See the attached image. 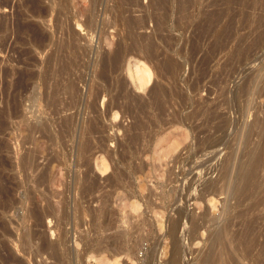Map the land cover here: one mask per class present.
Listing matches in <instances>:
<instances>
[{
	"label": "rangeland",
	"instance_id": "obj_1",
	"mask_svg": "<svg viewBox=\"0 0 264 264\" xmlns=\"http://www.w3.org/2000/svg\"><path fill=\"white\" fill-rule=\"evenodd\" d=\"M0 114V264H264V0H0Z\"/></svg>",
	"mask_w": 264,
	"mask_h": 264
},
{
	"label": "bare ground",
	"instance_id": "obj_2",
	"mask_svg": "<svg viewBox=\"0 0 264 264\" xmlns=\"http://www.w3.org/2000/svg\"><path fill=\"white\" fill-rule=\"evenodd\" d=\"M39 48V47H38ZM44 49V47H43ZM41 50H42V47H41ZM51 55V54H50ZM49 55V58L51 57ZM53 55V53H52ZM115 58V56H114ZM123 56H121L119 53H117V57L115 58V60H113L114 62L118 63V62H121ZM57 60V59H56ZM56 63V62H55ZM139 60L136 61V64H139ZM134 64L133 67H134V72L131 71V68L128 66V75H130V78L133 79V81L135 80V82L137 83V88H142L143 85L146 84L148 78H149V72H148V68L146 66V64H142V67H139L138 65ZM129 65V64H128ZM51 66V64H50ZM54 93V92H53ZM111 105V104H110ZM109 105V106H110ZM112 107V106H111ZM110 108V107H109ZM113 108V107H112ZM2 111V110H1ZM1 116V114H0ZM1 123V122H0ZM1 125V124H0ZM2 126H0V130H1Z\"/></svg>",
	"mask_w": 264,
	"mask_h": 264
}]
</instances>
